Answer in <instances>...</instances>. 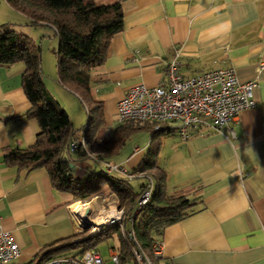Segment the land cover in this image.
I'll use <instances>...</instances> for the list:
<instances>
[{
	"label": "crops",
	"instance_id": "crops-1",
	"mask_svg": "<svg viewBox=\"0 0 264 264\" xmlns=\"http://www.w3.org/2000/svg\"><path fill=\"white\" fill-rule=\"evenodd\" d=\"M111 1L123 7L124 28L114 36L104 65L93 72L91 81L92 98L102 106L104 123L95 140H85L70 158L74 176L102 172L103 163L123 164L133 171L146 159L153 137L147 127L133 133L113 155L98 149L121 125L118 102L134 86L162 84V71L177 51L187 78L233 67L240 82H256L257 102L233 124L235 138L205 129L193 132L188 141L167 130L158 135L157 164L166 172L168 193L198 204L196 213L165 230L159 264H264V0ZM24 21L13 29L41 49L45 86L70 117L68 148L71 138L85 139L88 122L78 101L86 102L48 72L52 56L44 52L45 40H36L47 37L52 28L35 26L32 33L24 27L33 26ZM25 69L22 64H0V226L12 232L23 251L14 264H30L47 246L77 234L80 224L72 215L71 197L54 188L45 169L5 161L12 151L33 147L41 131L37 121L23 117L31 107L23 88ZM136 134H146L147 145L135 147L127 160L117 163L115 158ZM88 152L100 158V164ZM135 179L147 180L139 181V191L130 184L137 193L152 181L146 175Z\"/></svg>",
	"mask_w": 264,
	"mask_h": 264
},
{
	"label": "trees",
	"instance_id": "trees-1",
	"mask_svg": "<svg viewBox=\"0 0 264 264\" xmlns=\"http://www.w3.org/2000/svg\"><path fill=\"white\" fill-rule=\"evenodd\" d=\"M16 12L22 14L30 26L46 25L54 29L58 38L57 67L58 81L69 91L77 94L83 102L94 103L88 114V124L83 128L85 140L92 143L104 123L102 106L92 98L91 81L93 72L102 67L107 58L111 42L123 28V7L111 0H5ZM13 24L0 25V64L25 66L23 88L31 107L23 116L35 120L40 126L36 143L26 150L12 151L5 157L8 164L24 168L45 169L54 188L69 195L73 202L89 201L101 192L108 191L121 201V208L131 215L141 196L130 185V179L106 170L92 172L85 178H76L71 161L65 162L63 154L71 136V121L67 112L53 101L45 83L41 49L28 35L13 29ZM152 130L153 125L141 122H126L119 126L110 141L99 146V152L110 155L120 151L130 136L142 128ZM153 132V131H152ZM159 132H153L148 155L133 171L134 175L149 176L153 181L152 197L134 220L135 238L126 241L118 227L80 239L74 234L47 246L30 264H42L48 260L71 253L82 255L96 249L104 239L117 234L120 246L117 249L122 264L134 261L131 248L142 249L154 264L152 248L160 242L165 230L198 211V204L185 196L168 193L167 175L157 164V140ZM81 157L86 154L81 151ZM72 158V157H70ZM99 160H94L100 164ZM73 164V163H72ZM106 231V232H105ZM78 240L77 242H73Z\"/></svg>",
	"mask_w": 264,
	"mask_h": 264
},
{
	"label": "built area",
	"instance_id": "built-area-1",
	"mask_svg": "<svg viewBox=\"0 0 264 264\" xmlns=\"http://www.w3.org/2000/svg\"><path fill=\"white\" fill-rule=\"evenodd\" d=\"M179 57L180 52L177 51L175 59L163 69L162 84L157 87L141 84L128 91L117 104L118 122L150 123L153 125V132L167 130L183 141H188L198 129L224 132L227 139L235 138L233 124L244 111L257 106L253 93L256 82H240L233 67L187 78L181 72ZM261 70H264V63L261 64ZM84 143V138H71L67 148L68 155H76ZM87 155L91 159L99 160L91 152ZM103 164L109 174H117L130 180L136 177L123 164ZM152 192L153 183L150 181L142 187L134 212L126 216L130 225L129 238H135L134 220L150 202ZM123 214L122 210L115 214L111 223H120ZM76 227L78 232L84 230L82 223L76 224ZM131 250L134 261L127 264H154L142 249L133 246ZM110 253L109 261H105L96 249H91L79 256H60L42 264H122L117 249L114 248ZM22 254L23 251L12 232L0 226V264H14L21 259ZM152 255L154 259L162 258L160 242L153 245Z\"/></svg>",
	"mask_w": 264,
	"mask_h": 264
},
{
	"label": "rangeland",
	"instance_id": "rangeland-1",
	"mask_svg": "<svg viewBox=\"0 0 264 264\" xmlns=\"http://www.w3.org/2000/svg\"><path fill=\"white\" fill-rule=\"evenodd\" d=\"M25 17L13 10L5 0H0V25L2 24H13L14 28L16 25H23L26 23ZM19 27V26H18ZM29 28L28 31L35 32L38 27H24V29ZM34 35V34H32ZM37 35V34H36ZM37 37V36H33ZM38 39V38H36ZM42 40H45V46H44V52L47 54L50 58L52 56V66L48 69V72H50L52 75L56 74L58 76V70H57V48H58V38L56 36V33L53 29H51L49 35L47 37L42 36L41 40H36L38 44L41 43ZM47 74H44V76ZM48 77V76H47ZM50 77V76H49ZM52 79V77H50ZM79 102L80 109L84 110V120L85 124L88 122V114L89 111L93 108V105L90 101H86L85 105L83 103ZM83 105V106H82ZM85 129V127H84ZM148 139L146 134H136L132 137V139L128 142L127 146L122 150V152L119 154L117 158H115L116 162L119 161H125L134 151L135 147H144L147 145ZM89 157V156H88ZM137 177V175H136ZM135 177V178H136ZM141 181H147L146 179H135L131 180L130 184L132 187L139 191V186ZM77 202H83V203H91V209L89 210V214H87V221H100L104 219L109 214H118L121 210L124 212L122 221L120 223H111L110 225L102 224L98 227V231L94 232L93 224L91 223V227H86L83 231H79L77 234H80V239L88 236H92L94 234H100V232H104L105 229H107V232H112L113 227H118L120 229V232L123 236V238L128 241L130 238L128 237V233L130 230V225L127 221V213L128 211L121 208V201L108 191H104L93 197L89 201H77ZM76 203V202H73ZM81 222V219L79 220ZM105 231V232H106ZM120 246V241L118 235L115 233L110 238L104 239L101 241L97 246V251L102 255V257L105 259V261H109L111 258L110 251L115 249H118ZM74 251H71L69 253L61 254V256H70L71 253Z\"/></svg>",
	"mask_w": 264,
	"mask_h": 264
},
{
	"label": "bare ground",
	"instance_id": "bare-ground-1",
	"mask_svg": "<svg viewBox=\"0 0 264 264\" xmlns=\"http://www.w3.org/2000/svg\"><path fill=\"white\" fill-rule=\"evenodd\" d=\"M91 203H83V202H76L74 204H72L71 206V212H72V215L74 217V219L77 221V222H80L79 220L81 219V222H87L89 224H93V229H94V232H97L98 231V227L102 224H105V225H109L111 224V220L112 218L115 216L114 214H109L108 216H106L104 219L100 220V221H90L88 222L87 220V214H89V210L91 209Z\"/></svg>",
	"mask_w": 264,
	"mask_h": 264
},
{
	"label": "water",
	"instance_id": "water-1",
	"mask_svg": "<svg viewBox=\"0 0 264 264\" xmlns=\"http://www.w3.org/2000/svg\"><path fill=\"white\" fill-rule=\"evenodd\" d=\"M63 160L65 161V162H69L70 161V156L68 155V151H66L64 154H63ZM70 167H71V169L73 170L74 169V164H70ZM82 224H83V227H84V229H86V227H91V224H89V223H87V222H82Z\"/></svg>",
	"mask_w": 264,
	"mask_h": 264
}]
</instances>
